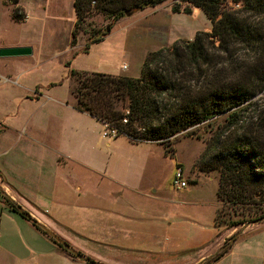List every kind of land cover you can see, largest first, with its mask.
I'll return each instance as SVG.
<instances>
[{"label":"crops","instance_id":"obj_1","mask_svg":"<svg viewBox=\"0 0 264 264\" xmlns=\"http://www.w3.org/2000/svg\"><path fill=\"white\" fill-rule=\"evenodd\" d=\"M2 80L15 85L17 75ZM36 90L1 95L0 102V191L36 223L101 264H202L231 237L234 228L222 232L214 223L217 199L209 216L198 212L203 204L176 200L161 189L156 174L167 161L154 147L160 144L133 142L122 134L110 140L92 135V127L104 124L74 110L75 98L62 109L70 119L67 125L52 132L40 118L44 102L38 109L31 106L46 101ZM15 99L27 106L18 120L22 114ZM177 164L190 174V164ZM8 221L13 228L4 235L12 236L14 264H88L10 211L1 196L0 247H5L1 224ZM212 264H264V221L246 226Z\"/></svg>","mask_w":264,"mask_h":264},{"label":"trees","instance_id":"obj_2","mask_svg":"<svg viewBox=\"0 0 264 264\" xmlns=\"http://www.w3.org/2000/svg\"><path fill=\"white\" fill-rule=\"evenodd\" d=\"M163 1L72 0L75 20L70 43L75 44L81 24L92 12L117 20L126 12ZM171 1L173 13L199 9L210 20V31L148 52L137 77L69 69L76 82L71 91L73 109L133 142H158L170 154L167 143L178 132L223 116L198 163L201 170L219 171L217 202L227 204L240 218L221 222L233 228L264 216V0ZM96 41L87 43L82 52ZM0 196L10 211L63 250L1 191ZM217 216L216 209L215 224ZM227 248L202 264L214 263Z\"/></svg>","mask_w":264,"mask_h":264},{"label":"rangeland","instance_id":"obj_3","mask_svg":"<svg viewBox=\"0 0 264 264\" xmlns=\"http://www.w3.org/2000/svg\"><path fill=\"white\" fill-rule=\"evenodd\" d=\"M171 6V0H164L154 6L132 11L117 20L103 13L92 12L85 17L75 44L71 45V30L75 20L72 0H0V48L14 44H27L31 48L28 55L0 57V74L10 75L12 79L17 75L15 85L4 83L0 77V102L1 95L17 97L36 88V92L46 95V101L41 98L31 106L38 109L41 102H44L39 107L44 113L40 116L44 124L52 132L59 129L62 123L65 127L70 119L62 109L74 101L71 91L76 84L69 69L110 75L124 73L129 77H137L138 68L148 52L169 47L173 43L190 41L197 32L210 31L211 22L199 9L193 8L188 14L173 13ZM93 39L98 41L88 44L87 52H82L83 47ZM66 62H69L68 67ZM122 65L123 68L127 67L126 71L121 69ZM47 97H54L61 102L47 100ZM14 104L19 114H22L15 119L18 120L26 114L27 106L16 99ZM2 108L0 105V113ZM4 120L8 122L10 118ZM221 121L223 116H218L178 132L167 143L172 154L166 152L158 142L161 146H154L166 156L167 161L166 165L162 163L156 174L161 189L167 190L176 200L203 204V210H199L201 206L197 210L202 213L206 210L209 216L215 209L219 171L206 168L201 170L203 168L198 160L205 150L206 141ZM104 131L102 126L92 127V135H101ZM110 138L102 137L103 140ZM175 160H182L185 166L190 164V174L184 171L187 185L182 189L172 186ZM216 209L217 225L222 232L230 231V227L221 221L237 220L239 216L234 217L227 204L219 205L217 202ZM12 224L11 221L1 224L5 247H0V264H14L15 252L9 245L12 236L4 235L9 227L13 228ZM242 225L233 228L237 231Z\"/></svg>","mask_w":264,"mask_h":264},{"label":"water","instance_id":"obj_4","mask_svg":"<svg viewBox=\"0 0 264 264\" xmlns=\"http://www.w3.org/2000/svg\"><path fill=\"white\" fill-rule=\"evenodd\" d=\"M132 12V11H131ZM131 12H126L125 15L130 14ZM108 31V29H106ZM31 53V48L29 46H8V47H1L0 48V57H8V56H22V55H28ZM261 221H264V216L255 219V220H251L248 221L246 223H244L241 228L236 231L231 237H229L228 241L226 243H224L219 249L218 251L226 248L230 243L233 242V240L239 235V233L248 225L254 224V223H259ZM41 226V225H40ZM41 228L43 229V231L45 232V234L52 238L55 242H57L59 245H61V247L68 252L69 254L75 256L77 259L84 261L88 264H101L98 262H93L90 261L88 258L84 257L83 255L77 253L76 251H74L72 248H70L63 240H61L56 234H54L52 231H50L49 229H47L44 226H41Z\"/></svg>","mask_w":264,"mask_h":264},{"label":"built area","instance_id":"obj_5","mask_svg":"<svg viewBox=\"0 0 264 264\" xmlns=\"http://www.w3.org/2000/svg\"><path fill=\"white\" fill-rule=\"evenodd\" d=\"M127 113V111H125ZM125 122V120H122ZM105 131L102 133L103 137H114L118 133L115 128L107 127V125H104ZM186 181L184 178V169L181 165L177 164L173 171V177H172V186L176 189H182L186 186Z\"/></svg>","mask_w":264,"mask_h":264}]
</instances>
